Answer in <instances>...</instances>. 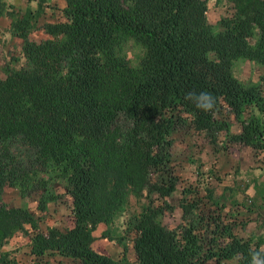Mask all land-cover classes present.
Masks as SVG:
<instances>
[{"label":"trees","instance_id":"obj_1","mask_svg":"<svg viewBox=\"0 0 264 264\" xmlns=\"http://www.w3.org/2000/svg\"><path fill=\"white\" fill-rule=\"evenodd\" d=\"M64 1L42 23L43 0L36 10H8L26 63L0 73V244L28 225L27 264H128L94 248L93 231L109 227L134 195L145 199L129 219L135 264H249L264 243L236 231L249 216L232 217L211 189L207 210L191 186L169 198L183 127L206 143L264 155V73L245 81L233 71L239 58L264 64V0H232L217 28L207 0ZM38 28L49 36L31 37ZM127 39L143 47L136 64L124 56ZM190 91L211 93L214 110L197 109ZM53 178L63 179L62 194ZM6 185L21 196L42 191L33 207L10 205ZM61 195L72 224L41 226ZM175 209L179 220L164 221Z\"/></svg>","mask_w":264,"mask_h":264},{"label":"rangeland","instance_id":"obj_2","mask_svg":"<svg viewBox=\"0 0 264 264\" xmlns=\"http://www.w3.org/2000/svg\"><path fill=\"white\" fill-rule=\"evenodd\" d=\"M233 11L232 0H207V17L217 28L219 18L222 15ZM2 42L0 41V51ZM143 47L133 39H127L123 44L125 58L130 64H136ZM17 59V55L12 56ZM16 66V65H15ZM235 75L242 80L257 81L261 80L264 73V64L250 59H236L233 64ZM183 127V126H182ZM177 143H175L174 159L177 164L178 189L169 199L177 201L180 190L183 186H191L197 195L201 197L205 210L207 207L214 208V204L207 198L208 189L212 190L215 197L226 201L232 217L249 216L251 222H248L244 228H237L236 231L241 235L252 234L254 236L264 235V155L258 150H252L251 147L243 146L241 148H224L219 142L209 144L200 140L189 128H181L175 132ZM63 179L53 178L49 186H52L59 194L63 190ZM42 191L41 188H32L26 194L21 196L15 186L6 185L3 198L7 204H22L26 202L33 207ZM62 194V193H61ZM145 200V199H143ZM141 199V201H143ZM141 201L134 195H130L126 207L114 218L108 227L107 236L102 232L107 229H99L95 233L93 241L94 248L106 252L116 259L125 255L128 264L133 262V253L131 251V237L133 231L129 229V219L133 214H137L141 209ZM70 209L67 201L58 197L55 202L50 203L49 212L41 221V226L58 224L64 228L71 223ZM180 218V210L164 215L163 220L175 222ZM253 220V221H252ZM27 230V231H26ZM16 231L8 242H13L7 246L4 242L0 244V256L3 254L5 259L10 260L11 264H21L18 261L29 262L27 245L30 240V228ZM94 234V231H93ZM111 236V239L109 238ZM7 246V247H3ZM12 246H14L13 249ZM264 246V243L262 244ZM15 250L20 257L12 258ZM53 259L56 256L49 254ZM125 257V258H126ZM64 259V258H63Z\"/></svg>","mask_w":264,"mask_h":264},{"label":"crops","instance_id":"obj_3","mask_svg":"<svg viewBox=\"0 0 264 264\" xmlns=\"http://www.w3.org/2000/svg\"><path fill=\"white\" fill-rule=\"evenodd\" d=\"M64 0H43L42 7L43 9L39 11L38 16V23H42L47 20H52L57 15V7L64 4ZM39 0H0V41L2 42V50L0 51V73L3 72L2 67L5 64L9 67H19L26 63V58L24 57L21 48H22V38L16 34H13L10 29V16L8 13V10H17L20 13H24L27 11V9L36 10L38 6ZM51 6H53V10H56V12L53 14L51 10ZM31 37L35 38H44L48 37L49 34H47L42 28L35 29L30 32ZM17 55V59L13 60L12 56ZM16 65V66H15ZM50 207V204H49ZM253 221V220H252ZM251 222V221H250ZM72 224V218L71 223ZM111 224V223H110ZM57 225L58 224H53ZM108 227L107 224L100 222L97 224V227L94 230V236L99 229H103L104 226ZM110 226V225H109ZM7 246L12 245L13 242H6ZM4 246L3 247H7ZM10 247V246H9ZM29 245H27V250H29ZM94 247V244H93ZM14 246H12L11 249H13ZM99 250V249H97ZM101 251V250H99ZM21 252V251H18ZM15 250V254H11L12 258L14 260V257L19 258L20 254ZM104 252V251H103ZM106 253V252H105ZM28 257H32L30 253L27 254ZM21 264H27V262L18 261Z\"/></svg>","mask_w":264,"mask_h":264},{"label":"clouds","instance_id":"obj_4","mask_svg":"<svg viewBox=\"0 0 264 264\" xmlns=\"http://www.w3.org/2000/svg\"><path fill=\"white\" fill-rule=\"evenodd\" d=\"M186 99L193 103L197 109L205 113L212 112L217 103V98L205 91H190L186 94ZM249 256V264H264V246H261L259 249L250 250Z\"/></svg>","mask_w":264,"mask_h":264}]
</instances>
